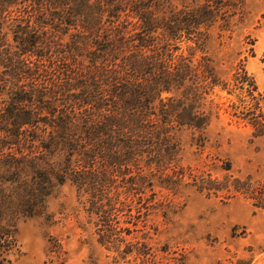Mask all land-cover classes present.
Returning <instances> with one entry per match:
<instances>
[{
    "label": "trees",
    "instance_id": "1",
    "mask_svg": "<svg viewBox=\"0 0 264 264\" xmlns=\"http://www.w3.org/2000/svg\"><path fill=\"white\" fill-rule=\"evenodd\" d=\"M27 1L10 40L5 11L18 0H0V99L9 98L0 112V247L16 246V222L42 207L54 181L68 179L78 195L90 194L88 210L100 217L102 245L114 241L112 213L121 193L111 196L109 188L116 176L122 191L137 194L156 182L173 194L187 180L199 190L229 188L176 158L180 130L203 134L211 118L206 95L219 82L209 58L194 61L178 42L204 36L224 2L217 0L216 7L194 0L21 2ZM129 23L137 28L133 35ZM75 56L88 63L74 66ZM243 72L235 79L254 100L257 86ZM28 79L34 84L21 86ZM244 115L258 124L254 107ZM40 121L44 130L26 129ZM234 180L236 190L264 196L250 178ZM154 234L142 237L146 244ZM0 260L10 261L1 251Z\"/></svg>",
    "mask_w": 264,
    "mask_h": 264
},
{
    "label": "rangeland",
    "instance_id": "2",
    "mask_svg": "<svg viewBox=\"0 0 264 264\" xmlns=\"http://www.w3.org/2000/svg\"><path fill=\"white\" fill-rule=\"evenodd\" d=\"M21 1L5 11L10 40L14 25L29 7V1ZM168 1L180 5L193 0ZM194 1L220 5L217 0ZM221 1L226 5L228 0ZM230 2L235 6H221L222 12L204 36L183 37L178 42L186 55L193 54L194 61L201 56L209 58L219 82L206 95L211 118L203 134L192 128L180 130L181 149L176 156L183 167L211 175L229 188L216 193L199 190L187 180L189 183L173 194L156 182L152 189L137 194L122 191V178L116 176L109 188L111 196L121 193L112 213L114 241L102 245L98 241L100 217L88 210L90 194L78 195L68 179L54 181L42 207L16 222L17 244L11 249L0 247L2 255L10 259L0 260V264H264V196L259 198L254 192L250 197V193L234 188L235 178H250L257 190H264V0ZM125 20L123 16L120 22ZM127 27L129 35L136 32L134 24ZM24 57L34 58L29 54ZM74 59L72 64L79 68L78 63L87 62L81 56ZM244 70L257 86L254 100L235 79ZM34 82L28 79L20 84L29 88ZM8 104V97L1 98L0 112ZM251 107L260 115L257 125L244 115ZM39 113L41 117L47 114L44 109ZM43 123L26 129L44 130ZM54 157L59 160L60 154ZM128 228L132 230L128 232ZM149 231L155 234L146 244L142 237Z\"/></svg>",
    "mask_w": 264,
    "mask_h": 264
}]
</instances>
